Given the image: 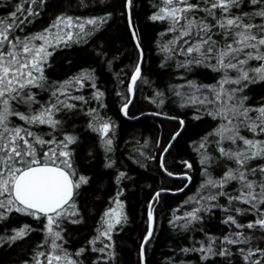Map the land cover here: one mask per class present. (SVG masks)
<instances>
[{
    "label": "trees",
    "instance_id": "trees-1",
    "mask_svg": "<svg viewBox=\"0 0 264 264\" xmlns=\"http://www.w3.org/2000/svg\"><path fill=\"white\" fill-rule=\"evenodd\" d=\"M189 2L199 4L201 9L205 7L203 0ZM18 4L25 8L29 6L26 0H0V22H8ZM175 6L183 7L182 4ZM163 7L164 0H132L129 21L127 0H45L38 8L33 6L38 15L13 29V33L21 38L52 29L48 43L54 47L48 48L51 55L43 65L45 79L41 86L25 89L36 102L13 101L12 109L34 115L41 107L55 102L52 93L57 91L61 93V100L75 107L55 113L54 118L60 122L55 129L47 124L29 125L15 115L9 118L8 126L25 128L45 141L57 142L38 147V159H43V153H50V149H55L58 154L63 150L58 147V142L65 136H74L76 142L67 149L71 153L67 162L74 173V181L84 176L88 182L76 189L70 203L74 207L67 209L68 215L53 225V231H59L62 237L55 241L59 245L55 250L52 248L54 237L48 234L47 221L43 218L13 212L6 219H0V264H36L37 261L47 264L51 254L61 257L57 264H65V257L77 264H249L238 249L244 248L245 252L249 247L264 249V230L237 229L233 224L224 223L227 215L234 214L231 212L233 205L226 197L216 201L206 199L217 191L206 186L207 180L219 181L235 164L220 156L217 150L219 138L215 133L226 123L210 115L217 105L197 104L191 99L193 93H199L212 100L210 86H218L224 73L206 66L214 61L181 66L192 58L182 49L192 43L194 36L180 35L184 30L182 26L187 23L185 19L179 21L176 31L169 30L172 27L169 20H152L151 17ZM241 7L250 14L245 22L264 23L254 16L251 5ZM17 15L23 18L20 13ZM188 16L211 22V17L203 11ZM57 17H71L73 25L90 19L101 22L85 23L83 33H78L75 26L68 29L61 24V33L69 30L73 33V40L65 44L55 40L57 29L52 26ZM214 38L222 40L219 35ZM33 43L39 47L44 42L36 40ZM140 49L144 56L142 75L131 96V77L140 62ZM259 66V61L251 60L245 69L250 71ZM85 74H90L91 79L81 82L78 78ZM228 75L234 79L238 74L230 71ZM64 85L66 87L59 88ZM97 93L102 95L98 97ZM80 96L84 99H75ZM237 96H247L246 107L262 106L264 82L249 85ZM129 99L131 103L125 115L122 108ZM249 115L255 119L259 113L253 111ZM104 122L111 125L107 137L95 130ZM239 132L247 139L264 140V136L254 135L244 127H240ZM105 139L112 140L111 151L105 148ZM220 146L229 150L244 148L239 141L236 144L224 141ZM165 148L167 151L162 152ZM204 156L210 158L207 165L201 163ZM185 162L192 165L191 169L185 167ZM260 163L264 161H252L251 166ZM121 172L125 175L118 179ZM185 174L191 177L185 192L163 193L155 200V228L144 246L143 256L151 201L159 190L184 189L189 183ZM238 189L239 183L231 181L222 191L235 193ZM118 204L122 205L123 219L109 233V241L101 235L107 227L105 221L109 219L105 214ZM235 206L246 207L239 203ZM194 208H211V211H201V219L191 220L187 213ZM225 208L229 211L225 212ZM234 215L241 224H247L255 217L251 212ZM24 226L30 231L23 238L11 241L9 237ZM237 232L251 237L247 245L224 242L225 237L232 239ZM209 246L212 253L200 251ZM101 248L105 250L97 251ZM41 252L43 256L38 255ZM220 252L228 254L220 255ZM257 258L253 257L254 260ZM260 259L264 264V258Z\"/></svg>",
    "mask_w": 264,
    "mask_h": 264
},
{
    "label": "snow or ice",
    "instance_id": "snow-or-ice-1",
    "mask_svg": "<svg viewBox=\"0 0 264 264\" xmlns=\"http://www.w3.org/2000/svg\"><path fill=\"white\" fill-rule=\"evenodd\" d=\"M45 0H26L29 5L27 8L23 4H18L16 9L10 13L8 22H0V219H6L7 215L13 212L24 213L33 216L36 219L43 218L47 221V232L54 237L52 240L53 250L59 245L56 240L62 239L59 231H53V225L58 224L59 220L68 215L67 209L74 207V204L69 202L72 200L74 190L78 189L81 184H87L88 180L84 176H80L74 182L68 158L71 153L68 149L69 145L76 142L74 136H65L58 142V147L63 149L58 154L55 149H50V153H43L44 158L38 159L37 148L47 144L57 143L52 139L47 141L35 135L32 131H28L21 127H9V118L11 116H19L22 121L27 124H47L55 129L60 123L56 120L55 113L62 110H71L75 107L72 103H66L59 98V91L53 92L55 102L50 103L47 107H41L39 112L34 115H25L15 112L11 103L13 101L25 104L35 103V97L26 92L25 89L30 87H40L43 76V65L47 57L51 55L48 51L49 47H54L48 43V38L53 35L52 29L33 35L31 37L21 38L13 33L14 28H18L25 22H29L28 18L33 15H38L34 11L33 6L38 8ZM165 7L151 17L152 20H169L172 23L170 31H176V25L181 19L187 20L186 25L182 26L183 31L180 33L183 37H192L194 39L186 49H182L185 55L192 58L182 67L190 65H201L206 62V66L213 68L217 72L224 73L218 86H210L213 99L208 101L217 105L216 111L210 113L215 117H219L226 121L216 131L217 150L219 155L225 157L230 162L235 164L234 168L227 169L219 181L212 179L207 180V187L215 188L217 191L214 194L206 197L208 201H216L220 197H226L229 204H232L231 212L234 214L244 215L245 213H255L253 220L247 224L237 222L234 214L227 215L224 220L225 224H233L237 229H259L264 230V163L258 164L256 167L251 166L252 161H264V140L262 139H247L240 135V127L247 128L254 135L264 136V105L252 109L246 107L244 101L247 96H237L242 93L249 85H254L257 82H264V23L245 22L250 14L244 12L241 5L245 7L251 5L254 11V16L264 20V0H203L205 7L200 8L199 4H192L189 0H164ZM175 4H182L183 7H176ZM132 0H127V7L131 9ZM235 10V11H234ZM203 11L207 17H211V22L206 18L197 20L189 18V13H197ZM20 13L23 18L18 16ZM27 13L26 16L23 14ZM219 13V15H217ZM19 21V24H17ZM100 20L90 19L86 22L77 21L73 25L71 17H57L52 28L57 29L55 40L58 43H65L73 40L72 31L61 33L60 25L68 29L75 26L78 33H83L85 23L94 25L100 23ZM219 35L222 40L215 39ZM36 40L43 41L39 47L33 42ZM188 44V41H184ZM139 41H137V45ZM256 60L260 62V66L251 69H245L248 61ZM235 71L238 75L236 78H230L228 73ZM141 75L139 63L134 69V74L131 77V84L135 85L136 80ZM81 82L84 79H91L90 74L82 75L78 78ZM224 85H235L237 87L225 88ZM195 87V85H192ZM59 86V88H64ZM209 87V86H205ZM131 91V89H130ZM102 93H97L99 97ZM75 99L83 100L84 97H76ZM131 103L129 99L122 108L125 115L128 113V105ZM259 113L255 119L249 115L250 112ZM238 121V123H233ZM182 123V122H181ZM111 125L104 122L101 126L96 127L103 136L107 137ZM176 135H179L177 133ZM224 141H229L231 144H236L238 141L244 146L243 150H229L220 146ZM111 139H105L104 145L108 151H111ZM169 145L168 147H170ZM203 147V145H201ZM199 150V149H198ZM166 152L167 148L162 149ZM59 160V164L57 163ZM210 162L208 156H204L201 160L202 164L207 165ZM163 166V161L161 159ZM185 167L191 169L192 165L185 162ZM67 169V170H66ZM172 175L171 173H168ZM207 174V173H206ZM125 173L121 172L119 178ZM185 178L190 180L191 177ZM237 181L239 189L235 193L222 191L225 186L231 182ZM160 192L155 194L154 199H158ZM235 203H239L246 207H236ZM216 205H213L215 207ZM122 208V205H120ZM201 211H211V208H194L193 211L187 213L191 220H199ZM225 212L229 209L225 208ZM73 215L75 213H72ZM109 217L105 221L106 229L101 235L106 236L111 240L109 233L113 228L120 224L123 219V214L110 210L105 214ZM150 220H154L152 210L149 211ZM75 222V221H74ZM30 231L28 226H24L14 235L9 237L11 241H16L23 238ZM152 236L149 230L145 237V243ZM251 237L243 232H237L234 238H224L227 244H245L247 245ZM47 242V241H46ZM106 247H110L107 245ZM101 248L97 251L103 252ZM249 264H261V259L264 258V249L251 247L245 252L244 248L238 249ZM83 250H81L82 252ZM187 251V250H185ZM201 252L212 253V248H201ZM220 255H227V252H220ZM43 256L44 253H39ZM253 257H259L253 259ZM207 259V256L204 257ZM52 256L47 257L48 264H52ZM55 259L59 261L60 256ZM37 264H40L37 261ZM65 264H77L76 261L67 260Z\"/></svg>",
    "mask_w": 264,
    "mask_h": 264
},
{
    "label": "water",
    "instance_id": "water-1",
    "mask_svg": "<svg viewBox=\"0 0 264 264\" xmlns=\"http://www.w3.org/2000/svg\"><path fill=\"white\" fill-rule=\"evenodd\" d=\"M130 13H131V11H130L129 8H128V19H129V21L131 20V15H130ZM132 29H133V28H132ZM140 52H141V58H140L139 66H140L141 75H142V66H143V59H144V56H143V52H142L141 49H140ZM141 75H140V77L137 78L136 83H137V82L139 81V79L141 78ZM136 83H135V85H136ZM135 85H132V84L130 83V89H131L130 93H131V96H133ZM66 170H67V169H66ZM73 180H74V178H73ZM74 182H75V181H74ZM190 183H191V181L189 180V183L187 184V186H186L184 189H181V190H178V191H171V190H164V189H163V190H159L158 192H160L161 194H163V193H169V194H174V195H176V194H180V193L185 192V191L188 189ZM75 191H76V189L74 190V195H73V197H72V200H73L74 197H75ZM72 200H71L69 203H71ZM155 200H156V199H153V200L151 201V203H150V206H149V211H150V209H151V210H152V213H153V206H154ZM148 216H149V212H148ZM153 217H154V216H153ZM154 228H155L154 220H150V218H149V230H151L152 235H153V232H154ZM151 237H152V236H151ZM151 237H150V238H151ZM145 244H146V243H145V241H144V243H143V245H142V253H143V256H144V246H145Z\"/></svg>",
    "mask_w": 264,
    "mask_h": 264
},
{
    "label": "rangeland",
    "instance_id": "rangeland-1",
    "mask_svg": "<svg viewBox=\"0 0 264 264\" xmlns=\"http://www.w3.org/2000/svg\"><path fill=\"white\" fill-rule=\"evenodd\" d=\"M205 94H199V93H196V94H194L193 93V96H192V99H191V102H193V103H206V102H208V101H211V100H209L208 98H209V96H204ZM264 105V104H263ZM11 107H12V103H11ZM120 205L121 204H118V205H116V207H115V209H113V210H115V212H117V213H120ZM50 256H52L53 257V259H52V264H57V260L55 259V257L56 256H58L57 254H51ZM37 264V263H36ZM40 264H43V263H40ZM47 264H48V262H47Z\"/></svg>",
    "mask_w": 264,
    "mask_h": 264
},
{
    "label": "bare ground",
    "instance_id": "bare-ground-1",
    "mask_svg": "<svg viewBox=\"0 0 264 264\" xmlns=\"http://www.w3.org/2000/svg\"><path fill=\"white\" fill-rule=\"evenodd\" d=\"M75 193H76V191H75Z\"/></svg>",
    "mask_w": 264,
    "mask_h": 264
}]
</instances>
